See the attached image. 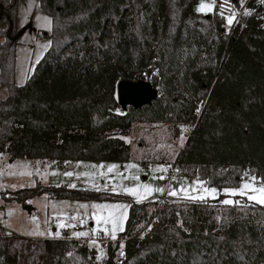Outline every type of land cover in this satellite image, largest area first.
Here are the masks:
<instances>
[{"label": "trees", "instance_id": "obj_1", "mask_svg": "<svg viewBox=\"0 0 264 264\" xmlns=\"http://www.w3.org/2000/svg\"><path fill=\"white\" fill-rule=\"evenodd\" d=\"M37 1L51 18L50 43L17 84L18 0H0V152L10 160L127 161L123 136L133 124L187 125L182 173L193 169L219 190L237 186L245 171L264 184L262 0L233 29L215 12L197 13L198 0ZM120 80H148L158 96L123 110ZM41 194L123 198L38 183L0 196L24 205ZM223 198L130 202L124 231L98 260L84 241L61 237L41 239L29 264H264V205ZM14 239L34 243L0 226V264H28Z\"/></svg>", "mask_w": 264, "mask_h": 264}, {"label": "rangeland", "instance_id": "obj_2", "mask_svg": "<svg viewBox=\"0 0 264 264\" xmlns=\"http://www.w3.org/2000/svg\"><path fill=\"white\" fill-rule=\"evenodd\" d=\"M240 4L238 0L237 7ZM202 5H211V8L201 11ZM193 8L197 13H213L214 0H198ZM226 24L229 25L228 22ZM17 27L22 28V34L16 40L15 81L23 84L49 46L50 39L46 34L51 29V18L43 12L37 0H18ZM117 111L121 112V109ZM174 128L171 124H133L130 132L123 136L130 145L127 161H58L27 157L10 160L7 153L0 152V193L38 183L87 188L123 197L74 200L41 194L23 205L5 202L0 196V226L8 233L29 237L34 242L14 239L10 246L23 250L29 264L37 261L41 239L82 237L78 240L94 248L98 260L104 254L105 244L110 240L116 241L124 231L130 202L142 203L166 197L206 200L224 194L223 202L247 200L258 203L249 197H260L259 189L264 184L251 173L245 171L237 186L219 190L205 184L197 175L192 176L193 169L183 170V173L179 171L177 160L190 127L179 125L177 132ZM170 173L173 177L167 182L165 174ZM246 183L251 187L245 189ZM77 233L87 235L79 236Z\"/></svg>", "mask_w": 264, "mask_h": 264}, {"label": "water", "instance_id": "obj_3", "mask_svg": "<svg viewBox=\"0 0 264 264\" xmlns=\"http://www.w3.org/2000/svg\"><path fill=\"white\" fill-rule=\"evenodd\" d=\"M21 34L22 30L13 39H17ZM116 95L119 106L125 110L128 107L138 108L151 103L158 96V89L146 80H120L116 86Z\"/></svg>", "mask_w": 264, "mask_h": 264}, {"label": "built area", "instance_id": "obj_4", "mask_svg": "<svg viewBox=\"0 0 264 264\" xmlns=\"http://www.w3.org/2000/svg\"><path fill=\"white\" fill-rule=\"evenodd\" d=\"M240 6L237 7L234 0H214V12L215 14L228 22V18L235 14L234 20L229 24L230 28L233 29L234 26L239 22L241 16L245 15L247 11L250 15L254 12L256 5L261 3V0H240ZM256 19H262V16H256ZM261 26H264V22H261ZM179 170V168H177ZM180 171V170H179ZM172 173L165 174L166 181L168 182L172 178ZM160 201V200H158ZM78 229V226L74 227Z\"/></svg>", "mask_w": 264, "mask_h": 264}, {"label": "snow or ice", "instance_id": "obj_5", "mask_svg": "<svg viewBox=\"0 0 264 264\" xmlns=\"http://www.w3.org/2000/svg\"><path fill=\"white\" fill-rule=\"evenodd\" d=\"M262 2H264V0H262ZM210 8H211V5H202L200 10L203 11L205 9H210ZM248 14L249 13L246 11L245 12V15H248ZM234 17H235V14H233V16H231V17L228 18V23L229 24H231L233 22ZM66 175H71V174L70 173H67ZM250 187H251V185H249L247 183L244 185V188L245 189L250 188ZM213 191H215V190H213ZM259 191L261 193V196L260 197L251 196V197H249V199L254 200V201H257L260 204H264V187H262L261 189H259ZM241 194L242 195L244 194L243 190L241 191ZM201 199H203V197H201ZM224 203L225 204H231V203H233V201H231V200H225ZM57 235H59V233H57ZM76 235L84 236V235H87V233H77Z\"/></svg>", "mask_w": 264, "mask_h": 264}, {"label": "crops", "instance_id": "obj_6", "mask_svg": "<svg viewBox=\"0 0 264 264\" xmlns=\"http://www.w3.org/2000/svg\"><path fill=\"white\" fill-rule=\"evenodd\" d=\"M6 228V227H5ZM7 229V228H6ZM9 230V229H8ZM75 230H78V229H75ZM29 238V237H28ZM79 238H82V237H79ZM79 238H77V239H79Z\"/></svg>", "mask_w": 264, "mask_h": 264}]
</instances>
